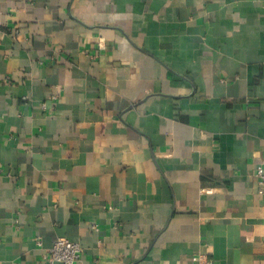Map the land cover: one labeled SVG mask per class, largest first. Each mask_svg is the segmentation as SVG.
I'll list each match as a JSON object with an SVG mask.
<instances>
[{"label":"crops","instance_id":"1","mask_svg":"<svg viewBox=\"0 0 264 264\" xmlns=\"http://www.w3.org/2000/svg\"><path fill=\"white\" fill-rule=\"evenodd\" d=\"M0 24V264L59 238L264 264V0H0Z\"/></svg>","mask_w":264,"mask_h":264},{"label":"built area","instance_id":"2","mask_svg":"<svg viewBox=\"0 0 264 264\" xmlns=\"http://www.w3.org/2000/svg\"><path fill=\"white\" fill-rule=\"evenodd\" d=\"M256 176L259 183V193L264 194V159L257 168ZM83 253L84 249L79 243L73 242L67 238H59L50 248L48 260L50 264H76L81 260ZM201 264H205V261L202 260Z\"/></svg>","mask_w":264,"mask_h":264}]
</instances>
